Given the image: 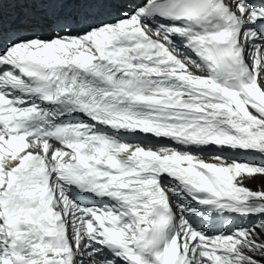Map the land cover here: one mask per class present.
<instances>
[{
	"label": "snow or ice",
	"instance_id": "6c2138e0",
	"mask_svg": "<svg viewBox=\"0 0 264 264\" xmlns=\"http://www.w3.org/2000/svg\"><path fill=\"white\" fill-rule=\"evenodd\" d=\"M264 0H0V264H264Z\"/></svg>",
	"mask_w": 264,
	"mask_h": 264
},
{
	"label": "rangeland",
	"instance_id": "374dc122",
	"mask_svg": "<svg viewBox=\"0 0 264 264\" xmlns=\"http://www.w3.org/2000/svg\"><path fill=\"white\" fill-rule=\"evenodd\" d=\"M264 181V178L257 177L255 180L249 181V185L252 187H256L257 185L261 184V182Z\"/></svg>",
	"mask_w": 264,
	"mask_h": 264
}]
</instances>
